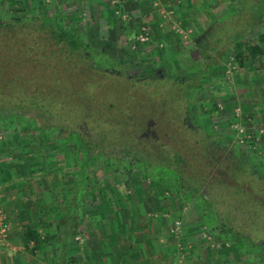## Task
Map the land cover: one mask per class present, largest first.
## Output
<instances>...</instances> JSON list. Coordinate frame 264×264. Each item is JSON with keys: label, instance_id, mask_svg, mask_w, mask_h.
I'll use <instances>...</instances> for the list:
<instances>
[{"label": "rangeland", "instance_id": "1", "mask_svg": "<svg viewBox=\"0 0 264 264\" xmlns=\"http://www.w3.org/2000/svg\"><path fill=\"white\" fill-rule=\"evenodd\" d=\"M39 14L78 22L94 65L103 70L130 76L149 72L163 79L169 69L175 72L176 59L189 72L208 63L200 67L208 73L199 88L181 91L187 119L207 143L220 147L216 155L249 154L264 176V0H0V22ZM236 28L258 45L255 62L248 57L239 64L230 53L221 57L219 51L226 49L220 44L230 46ZM17 116V129L0 121V245L8 247L6 254L18 249L7 243L12 215L6 212L22 205L26 216L34 214L37 228L56 235L42 250L20 240L22 250L42 259L38 264H89L87 241L104 246L100 255L96 250L94 264L99 258L117 264V253L124 256L126 247L138 254L151 249L140 253L146 264H264L263 246L218 232L221 221L204 197L184 187L175 190L167 169L150 167L146 160H141L143 169L133 160L128 168L107 158L88 161L68 130L62 137L47 129L41 140L28 123L36 118L38 124L34 110ZM119 168L125 183L116 181L120 186L113 191L110 173ZM221 206L226 214L233 209ZM176 221L179 227L171 232Z\"/></svg>", "mask_w": 264, "mask_h": 264}, {"label": "trees", "instance_id": "2", "mask_svg": "<svg viewBox=\"0 0 264 264\" xmlns=\"http://www.w3.org/2000/svg\"><path fill=\"white\" fill-rule=\"evenodd\" d=\"M254 10L260 14L261 8ZM259 14L254 15L256 20ZM238 29L230 46L220 44L226 49L218 50L221 57L230 53L239 64L248 57L255 62L258 45ZM82 31L76 21H59L45 14L0 22V121L8 120L7 124L17 129L14 123L20 117L16 114L34 110L38 124L36 118L27 122L38 130L41 140L46 139L47 129L62 137L68 130L88 161L107 158L127 167L133 160L143 169L141 160H146L150 167L156 164L167 169L175 190L184 187L191 195L204 197L221 221L218 232L264 249V176L257 174L249 154L216 155L220 147L207 143L187 119V101L181 91L199 88L209 64L197 65L189 72L191 69L176 59L175 72L169 69L163 79L149 72L130 76L103 70L94 65ZM202 55L209 54L202 50ZM53 123L59 128L54 129ZM114 170L108 186L113 191L125 183L121 168ZM116 181L120 183L115 187ZM220 203L232 205L237 214L231 215L232 210L226 214ZM28 241L34 248L42 242L35 229L25 233L24 242Z\"/></svg>", "mask_w": 264, "mask_h": 264}, {"label": "crops", "instance_id": "3", "mask_svg": "<svg viewBox=\"0 0 264 264\" xmlns=\"http://www.w3.org/2000/svg\"><path fill=\"white\" fill-rule=\"evenodd\" d=\"M24 207H22V205L20 207H13V205H12V207L11 206L8 207L9 211L7 210L8 212H6V214L9 213L12 216H9V218H10L9 222L11 221V223H10L11 227H10V231L8 233L7 243L10 246H14V248L18 247V249L13 250L12 254L10 252L12 250L7 252L8 254H6L5 250H7L8 247L4 246L5 244H3L2 246L0 245V264H38V263L42 262V259L40 257H37L38 255L33 256V255L29 254V252H25L24 250H22L20 240H22V242H24V235L28 229H35L37 231V233L39 234L40 239L42 240V242L37 247L38 250H42V249L48 247L50 245L48 240L50 238H52V236L56 237V235H54L52 233V232H54L53 230L46 231L44 228L40 229L41 226H40V228H37L38 225L35 226L34 225L35 223H33V222H36L33 219L34 214L31 213V214L26 216V210L24 209ZM28 210L29 209H27V211ZM21 217H23V219ZM42 231H43V233H42ZM95 245H96V247H95ZM95 245L93 243H89L87 241L86 250L89 251V254H88L90 256L89 257V259H90L89 264L95 263V261L98 259L96 252L98 251V254L100 255L101 250H102L101 247L102 248L104 247V246L100 245L99 243H97L96 241H95ZM125 249L126 250L123 251L124 256L121 255V253H117V256H118L117 264H146V262H142L143 258H142V256H140V253H142V254L146 253L147 254L148 251H149V253L152 252L151 249H148V250L145 249L146 251H142L138 254L139 250L138 251L133 250L134 251L133 252L130 249H128L127 247ZM43 255H44V253H43ZM98 264H105V263H104V261L100 260V258H99ZM149 264H158V263L154 262V263H149ZM161 264H165L164 261H163V263L161 262Z\"/></svg>", "mask_w": 264, "mask_h": 264}, {"label": "built area", "instance_id": "4", "mask_svg": "<svg viewBox=\"0 0 264 264\" xmlns=\"http://www.w3.org/2000/svg\"><path fill=\"white\" fill-rule=\"evenodd\" d=\"M178 225H179V222L176 221V222H175V225H174V228L171 229V232H175V230L177 231V229H178V227H179ZM5 230H6V225L3 224V225H2V228H1V232H4Z\"/></svg>", "mask_w": 264, "mask_h": 264}]
</instances>
